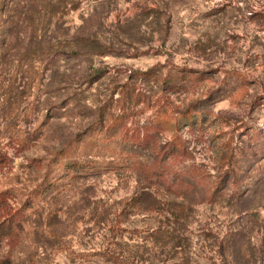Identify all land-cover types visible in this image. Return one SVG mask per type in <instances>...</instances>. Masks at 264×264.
<instances>
[{
  "label": "rangeland",
  "instance_id": "1",
  "mask_svg": "<svg viewBox=\"0 0 264 264\" xmlns=\"http://www.w3.org/2000/svg\"><path fill=\"white\" fill-rule=\"evenodd\" d=\"M175 140L193 191L142 173ZM10 214L0 264H264V0H0Z\"/></svg>",
  "mask_w": 264,
  "mask_h": 264
},
{
  "label": "trees",
  "instance_id": "2",
  "mask_svg": "<svg viewBox=\"0 0 264 264\" xmlns=\"http://www.w3.org/2000/svg\"><path fill=\"white\" fill-rule=\"evenodd\" d=\"M157 71L153 70V69H149L146 71H143V73H138V75H152L155 74ZM179 74V75H177ZM182 75V76H181ZM188 73L185 72V70H178L176 72V75H174L173 77H170L169 81H171L170 85L171 86H176L177 84H180L182 81H186L189 79ZM182 125L183 126H187L190 125L192 127H196L199 123L203 124V122L205 120H207L206 115L204 113V111H199L198 113H193V112H189V110H185L183 112L182 115ZM187 147L181 143H178L175 140V143L172 144H167L166 146L159 148V150L157 151V153L155 154V163L147 166V165H143L142 166V173L145 175V178L148 179L147 183L153 184V183H163L166 179H169V177H173L174 180L172 181L173 183H178V184H186L189 185V188H185V190H191L193 191L194 185H193V181H191L190 179H188L186 176L183 175L184 172H180V171H176V169L174 170V168L172 167V161L168 162L170 160H175L177 158H179L180 156L187 154ZM96 164V161H91L89 162V166H87L89 169L91 168H95V165L92 164ZM128 164V165H127ZM120 164V167H124L127 166L126 168H132L135 169V164L131 162L130 164ZM85 168L78 166L77 164H70L68 170H75L76 174L81 173ZM238 171V170H237ZM236 170H234L233 172H237ZM238 173V172H237ZM227 176L223 177V180L218 182L215 187H213L212 189V195H216L219 193V190L224 188L225 185L230 182L233 183L236 181L237 179V175L238 174H231L229 175L228 172L226 173ZM233 180V181H231ZM224 182H226L224 184ZM178 187L180 188V186L178 185ZM183 190V191H185ZM233 195L236 196L237 198H240V196H237V192L233 190ZM215 196V197H216ZM141 199H143L142 203L144 204L146 201V197L144 198V196L139 195V200L141 202ZM152 204V203H151ZM14 218V215L10 214L8 215V217H6L5 219H1V215H0V237L1 235H5V236H13V234H15L17 232V229L15 228V226H13V224H8L6 226V223H9L10 221H12V219Z\"/></svg>",
  "mask_w": 264,
  "mask_h": 264
}]
</instances>
